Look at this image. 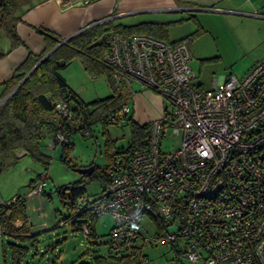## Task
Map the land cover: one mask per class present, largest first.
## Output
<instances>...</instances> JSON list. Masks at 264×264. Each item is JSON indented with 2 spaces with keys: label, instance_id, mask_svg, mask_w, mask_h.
Instances as JSON below:
<instances>
[{
  "label": "built area",
  "instance_id": "obj_1",
  "mask_svg": "<svg viewBox=\"0 0 264 264\" xmlns=\"http://www.w3.org/2000/svg\"><path fill=\"white\" fill-rule=\"evenodd\" d=\"M106 35L102 62L114 81L126 84L130 98L146 89L163 104L147 123L145 145L128 161L113 154L104 186L77 200L76 209L110 216L109 250L136 257L134 264H150L143 247L156 244L177 248L190 262L264 264V58L243 75L202 87L192 82L187 41L112 30ZM53 105L70 119L65 101ZM129 114L127 102L109 118L123 122ZM168 129L181 140L164 151L160 142ZM55 138L64 143L68 133L58 131ZM144 214L158 218V231L141 232ZM90 222L81 225L85 236Z\"/></svg>",
  "mask_w": 264,
  "mask_h": 264
},
{
  "label": "trees",
  "instance_id": "obj_2",
  "mask_svg": "<svg viewBox=\"0 0 264 264\" xmlns=\"http://www.w3.org/2000/svg\"><path fill=\"white\" fill-rule=\"evenodd\" d=\"M34 1L0 0V36L1 33H4L9 38L10 48L24 44L18 37L15 27L17 22L21 20V12L25 8L31 7ZM161 28H164L163 24L151 22H141L134 25L115 24L110 20L96 22L76 33L49 53L22 83L0 103V172L16 162L17 158L21 156L18 155L21 150L24 151L23 154H27L47 166L50 162V156L44 154L41 147L44 141H46V146L49 147L47 143L50 140L54 142L53 146L49 148H60L62 152L61 160L72 166L67 157V152L73 144L72 137L74 133L84 134V131L89 133V126L97 121L101 122L103 126L113 122L110 121L109 114L117 112L129 100V90L126 84L115 82L111 70L102 62V56L108 48L106 32L112 30L124 35L147 34L165 39L160 31L157 32V29L160 30ZM36 30L43 35V50L39 53L28 50L23 62L7 80L1 83L0 100L20 82L46 52L63 39L47 28L38 27ZM192 36L189 35L171 43L182 40L188 43ZM5 53L3 48L0 47V58ZM74 56L79 57L84 69L90 75L105 74L107 76L113 87V92L109 96L90 102L78 98L58 73V69L67 65ZM118 84L121 85L120 88L125 90V93L118 91ZM58 100L67 103L71 115L70 119L61 117L55 111L53 103ZM123 122L130 129V139L127 146L116 147L113 140L107 135V161L105 166L101 168L91 164L93 170L90 174L82 173L75 182L58 188L60 194H64L65 190H68L70 194V212L62 216L59 225H74L81 230V225L88 221H83L79 217L87 215L92 221L90 222V234L86 237L95 236L94 222L99 217H93L89 211L77 210V200L85 196L89 179L100 178L104 181L101 188L104 186L107 181V170L113 164L114 155H121L124 161H128L137 150L145 145L147 124H139L132 117V114L127 115ZM58 131L68 133L66 142H57L55 136ZM111 148L112 154H110ZM44 180L45 175H37L36 179H31L27 184V191H30L31 186ZM25 202L26 195L17 194L9 198L8 201L0 203V228L10 240L8 249L11 264H22L29 251V245H34L36 239L45 231L36 234L31 233ZM154 219L159 223L158 218L155 217ZM17 222L20 224L16 225ZM60 242L58 241V243ZM91 250V248H88L83 251V254H90V257L78 264H111L109 259L121 263L128 257L111 253L109 247L106 256L91 253ZM47 264L55 263L50 261Z\"/></svg>",
  "mask_w": 264,
  "mask_h": 264
},
{
  "label": "crops",
  "instance_id": "obj_3",
  "mask_svg": "<svg viewBox=\"0 0 264 264\" xmlns=\"http://www.w3.org/2000/svg\"><path fill=\"white\" fill-rule=\"evenodd\" d=\"M128 15L139 19L121 21ZM105 20L123 25L163 24L164 28L157 32L169 42L193 34L188 42L189 62L197 67V72L190 67L192 82L197 86L210 87L214 81L234 73L236 66L241 71L234 74L243 75L264 58V0H35L21 12V20L15 27L24 44L10 48L7 37L8 42L2 46L6 53L0 58V92L1 83L23 62L28 50L33 53L43 50L44 38L36 28L44 27L66 38L85 26ZM204 35L208 37L205 40ZM211 65L216 68L209 70ZM129 99L130 114L139 124H147L161 112L163 99L153 91L143 89L131 98L129 95ZM41 199L42 195L33 196L29 190L26 193L28 224L33 234L51 226L48 213L40 203L36 204ZM0 254L5 262L1 235ZM89 257L87 254L85 258Z\"/></svg>",
  "mask_w": 264,
  "mask_h": 264
},
{
  "label": "rangeland",
  "instance_id": "obj_4",
  "mask_svg": "<svg viewBox=\"0 0 264 264\" xmlns=\"http://www.w3.org/2000/svg\"><path fill=\"white\" fill-rule=\"evenodd\" d=\"M135 16H125L121 21H138L139 17ZM118 21L120 20L118 19ZM202 38L205 40L208 37L204 35ZM7 42V36L1 33L0 47L2 48ZM189 65L194 72H197V67L193 63L189 62ZM215 68L216 66L211 65L208 69L214 70ZM192 69L191 72H193ZM232 71L239 74L241 70L236 66ZM58 73L78 98L85 102L104 98L113 92V87L107 76L105 74L90 75L84 69L78 56L72 57L67 65L59 68ZM118 85V91L125 93V90L120 88L121 85ZM130 101H128V105L132 107ZM88 130L89 133L84 134L75 132L72 137L73 144L67 152L72 166L61 160L60 148H49L44 141L41 151L50 156L47 166L29 155L23 154L17 158L14 164L0 172V201L7 200L14 194L26 195L27 184L30 180L36 179L37 175H45L43 191L32 192L37 186L36 183L30 187V193L33 196L42 195L41 201L37 200L36 204L40 203L42 210L48 213L47 221L49 220L51 226L43 232V237L40 240L34 245H29V251L22 264H47L50 261H54L55 264H78L86 259V254H83V251L88 248L92 249L91 253L105 256L108 254L107 233L112 225L110 216L102 215L96 219L94 222L95 236L90 237L84 236L81 230L74 225H59L62 220L59 218L70 212V194L68 190H65L64 194H60L58 188L78 180L81 176L77 170L79 167L91 164L101 168L105 166L107 135L113 140L116 147H126L130 139L129 126L121 121L109 122L105 126L97 121L92 123ZM180 140V133L174 134L168 129L161 138V149L164 151L174 150L178 147ZM103 183L104 181L100 178L89 179L85 195L97 193ZM79 219L91 221L87 215L81 216ZM158 226L156 220L151 216L145 214L142 216L140 229L143 234L158 231ZM0 235L5 249V262L0 254V264H11L8 249L10 240L3 233ZM58 241L61 242L58 243ZM179 248L182 250L183 245L179 244ZM143 253L149 258L150 264H205L203 261L190 262L186 260L177 248L165 244L144 246ZM109 261L111 264H134L136 257L128 256L121 263L114 259H109Z\"/></svg>",
  "mask_w": 264,
  "mask_h": 264
},
{
  "label": "water",
  "instance_id": "obj_5",
  "mask_svg": "<svg viewBox=\"0 0 264 264\" xmlns=\"http://www.w3.org/2000/svg\"><path fill=\"white\" fill-rule=\"evenodd\" d=\"M88 26H85L79 30H77L74 34H72L71 36H68L66 38H63L61 41H59L54 47H52L48 52H46L37 62L36 64L26 73V75L20 80V82H18V84L16 86H14V88H12L8 94H6L1 100L0 103L6 99L21 83L22 81L37 67V65L49 54L51 53L55 48H57L61 43H63L64 41H66L67 39H69L70 37H72L73 35H75L76 33L80 32L81 30L85 29ZM79 173H85V174H90L91 171L93 170V165H89V166H85V167H79L77 168Z\"/></svg>",
  "mask_w": 264,
  "mask_h": 264
}]
</instances>
